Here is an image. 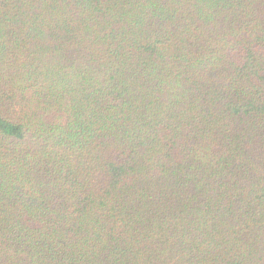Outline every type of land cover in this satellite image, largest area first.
Segmentation results:
<instances>
[{
  "label": "trees",
  "instance_id": "trees-1",
  "mask_svg": "<svg viewBox=\"0 0 264 264\" xmlns=\"http://www.w3.org/2000/svg\"><path fill=\"white\" fill-rule=\"evenodd\" d=\"M0 264H264V0H0Z\"/></svg>",
  "mask_w": 264,
  "mask_h": 264
}]
</instances>
